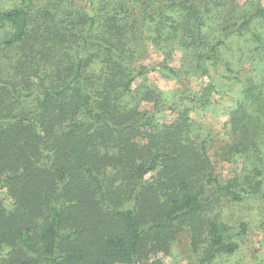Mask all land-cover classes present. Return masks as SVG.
I'll return each instance as SVG.
<instances>
[{"label": "trees", "instance_id": "1", "mask_svg": "<svg viewBox=\"0 0 264 264\" xmlns=\"http://www.w3.org/2000/svg\"><path fill=\"white\" fill-rule=\"evenodd\" d=\"M238 1L0 0V264H147L181 235L197 264L238 252L217 213L263 186L264 81L218 139L197 119L223 50L264 44L263 0Z\"/></svg>", "mask_w": 264, "mask_h": 264}, {"label": "rangeland", "instance_id": "2", "mask_svg": "<svg viewBox=\"0 0 264 264\" xmlns=\"http://www.w3.org/2000/svg\"><path fill=\"white\" fill-rule=\"evenodd\" d=\"M250 1L252 0H239L238 3L240 7H244ZM261 29L264 43V29ZM2 32L0 31V36ZM237 44H231L222 52V58L226 62L234 64V73H226L224 68H222L220 72L228 75L229 79L221 78V75L215 76L217 86V92L213 94L215 103L197 118L207 124L208 131H213V136L217 137V139L220 137L218 135L225 131V124L228 119L227 108L235 105L237 100L240 99L241 91L244 89V85L247 84V80H252L251 87L259 86L264 81V44L262 46V43H260L255 49L254 43L249 48H246L245 45H248V43L244 42L245 45L241 46L245 47L243 51L239 50ZM179 58H175L172 63L173 67L181 65ZM159 60L160 57L152 53L145 64L152 66ZM234 77H237L238 81ZM149 78L166 92H173L176 89L178 90V88L181 89L184 86L182 83H185L184 80L180 82L179 80L166 79L156 72L151 73ZM186 82L191 81L186 80ZM200 86L201 80L192 81V89L200 90ZM261 148L264 161V140ZM240 164L239 169L243 166L242 161ZM221 165V172L224 173L225 178L233 177V168L229 166L230 164ZM262 171L263 177L261 180L263 186L257 195L249 196L240 204L229 205L218 211V218L221 222L227 224L229 233L235 236L240 243V249L233 256L216 259L213 264H264V164ZM157 259L160 260L159 264H197V257L194 256L190 248V240L185 235H181L174 243L168 255L160 254L147 264H156Z\"/></svg>", "mask_w": 264, "mask_h": 264}]
</instances>
